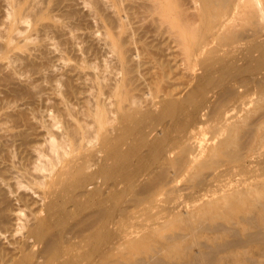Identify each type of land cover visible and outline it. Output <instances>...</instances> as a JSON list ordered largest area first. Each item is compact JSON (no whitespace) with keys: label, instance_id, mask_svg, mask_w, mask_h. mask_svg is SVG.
Returning <instances> with one entry per match:
<instances>
[{"label":"bare ground","instance_id":"bare-ground-1","mask_svg":"<svg viewBox=\"0 0 264 264\" xmlns=\"http://www.w3.org/2000/svg\"><path fill=\"white\" fill-rule=\"evenodd\" d=\"M0 3V264H264V0ZM89 16L110 70L49 55Z\"/></svg>","mask_w":264,"mask_h":264},{"label":"rangeland","instance_id":"rangeland-1","mask_svg":"<svg viewBox=\"0 0 264 264\" xmlns=\"http://www.w3.org/2000/svg\"><path fill=\"white\" fill-rule=\"evenodd\" d=\"M77 7L80 9V11L82 13L84 12L85 14L88 12V9H89L84 4H79V5H77ZM7 11H8L7 7H3L0 3V31L1 32L6 27L5 21H7V19H6ZM104 24L105 23L101 19H96V18H93L90 16L87 17L86 21L82 22V24H80L78 29H76V31H75V36L77 38L75 39L76 44H74V51L73 52H68L69 51L68 49L63 48L62 45H59V42L57 41V39L52 40L51 35H49L48 38L45 37V40H48V42H49V46H50L49 48L51 50V53L49 54L50 57H53L55 55L59 56V54L61 53L60 56H63L66 58L69 57L71 62H75V60L77 58L84 59L89 63V65L91 64V66H92V67H87L86 70L88 72H90V71L102 72L106 68L108 70H110V66H112L114 64V55H113V52H112L110 46L107 44V41L104 40L105 39V36H104L105 26H104ZM19 26H20V31H18V33L16 32L14 42L22 43V41H20V40H22L24 35H26L29 32L30 26L28 23H25V24L23 23V24H20ZM1 32H0V35H2ZM20 32H22V33H20ZM1 40H3V39L0 38V41ZM88 46H90L91 49H88ZM58 50H60V51H58ZM61 63H62V60H60V61L58 60L55 62V64H57L58 67H60ZM55 69L58 71L60 68H55ZM239 95H240L239 96V100H240L239 103L241 104V102H243V101L244 102H250L249 106L254 102V100L256 98V95L253 93V91H251V92L241 91L239 93ZM51 101L52 100H47V101H45L44 104L51 105V103H52ZM40 112H41V115L43 114L42 117H43V119H45V121L47 123L48 122L50 123L51 121H53L52 118H53L54 114L56 115V112L54 111L53 108H49V110H45L44 108H42ZM58 125H60V124H58ZM54 128L56 129L57 127L55 126ZM205 131L206 132H205L204 136H206V138L211 137L212 129L207 128ZM253 173L254 172H247V173H242V175H237V176L231 175L230 176L231 178L228 181H226V184L230 185L231 187L237 186L241 181H244V180L248 181V179H251V177L253 176ZM172 176H173V174H172ZM224 178L225 177H223L222 179H224ZM183 183H184L183 180L179 181L180 190L177 191L176 193H174V195L176 197L175 202L176 203L178 202L181 204V207H182L181 209H182L183 213H185L191 209L192 202L196 198V196L199 194H202V193H206V191L198 192V193L194 194V193H192L194 191H191L190 189H183L181 187V186H183L182 185ZM172 195L173 194H170V195H168V197H170ZM166 196H167V194H164V195L161 194L159 197H162L164 199V197H166ZM163 201L161 203L162 205L165 204ZM162 207H164V206H161L160 208L163 209ZM25 210H26V212H24ZM19 213H23V215L19 214ZM26 215H28V209L27 208H24L23 211L18 212L16 218L12 221V230L13 231L12 232L9 231V232L3 234L2 239L5 243H7L9 239L13 238V235H11L10 233L15 234L14 237L20 236V232H15V229H17L19 227L18 224H21L24 221V219L26 218ZM143 219H144V221H143ZM146 223L147 224L149 223V219L147 218L146 215H142V217H140V219H138L135 222V224L131 223V225L128 226V229L137 231V230H140L141 228H143Z\"/></svg>","mask_w":264,"mask_h":264}]
</instances>
